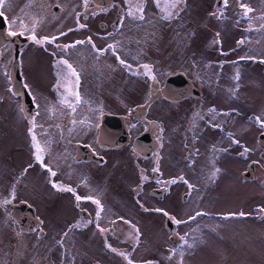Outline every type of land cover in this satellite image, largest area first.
Here are the masks:
<instances>
[{"label":"rangeland","instance_id":"rangeland-1","mask_svg":"<svg viewBox=\"0 0 264 264\" xmlns=\"http://www.w3.org/2000/svg\"><path fill=\"white\" fill-rule=\"evenodd\" d=\"M49 1L36 0L29 5L26 0H10L7 4L11 22L17 20L18 24V15L25 14L29 26H42L56 41L55 45L30 48L21 60L24 80L29 92L38 98L41 118L49 115L59 122L72 116L68 129L80 132L83 128L97 130L104 113L116 114L125 118L131 130L129 141L107 150L100 172L94 169L91 174L92 179L100 178L106 184L103 193L108 201L122 204L118 210L109 205L105 214V223L117 221L113 233L119 242L109 239L110 247L104 248L92 228L91 234L84 235L91 247L86 251L82 248L81 253L75 250L80 263L86 264L84 251L91 257L90 263L125 264L118 257L124 253L128 262L141 264H264V149L259 144L264 133V0H227V6L223 0H184L176 8H169L171 0H115L110 8L96 10L91 6V34L97 49L92 46L90 52L79 46L60 49L84 35V4L66 1L61 6L63 14L54 16L49 12ZM241 5L252 11L245 15ZM138 6L143 10V20L138 18ZM108 17L112 23L123 17V23L102 30L100 25L105 23L101 22ZM132 36L138 38V59L136 49L120 42ZM104 40L120 42L117 50L121 53L117 54L127 61L126 66L142 67L140 77H135V69L115 60V46L102 52L98 44ZM83 54L86 57L80 56ZM71 56L78 64L71 62ZM55 58L59 61L53 64ZM63 60L73 66L78 79L67 73L54 81L55 72L50 75L49 70L67 69ZM143 65H149L151 72ZM7 69L2 57L0 131H9L12 139L0 138L5 141L0 144V194L15 167L11 159L15 158L16 166H24L33 161L35 153L30 146L23 147L26 139L18 136L30 122L24 124L17 117L13 98L6 90ZM179 73L203 83V95H191L178 103L157 101L151 106L160 143L150 158L143 157L137 153L134 140L146 126L132 110L148 103L145 90L150 92L153 81L164 82ZM27 105L32 107L30 99ZM7 116L10 122L5 121ZM60 124L66 127V122ZM49 148L45 144L44 153L49 160L55 159L54 164L69 162L68 154L62 157L72 149L68 141ZM254 163V180H245L244 174ZM153 170L161 174L157 183L163 182L162 200L150 196L151 183L141 184L143 172L151 174ZM28 179L39 193H52L47 175L37 166ZM185 194L186 200L182 198ZM41 206L44 209V204ZM167 217L173 220L174 233L181 239L176 245L165 228Z\"/></svg>","mask_w":264,"mask_h":264},{"label":"flooded vegetation","instance_id":"flooded-vegetation-1","mask_svg":"<svg viewBox=\"0 0 264 264\" xmlns=\"http://www.w3.org/2000/svg\"><path fill=\"white\" fill-rule=\"evenodd\" d=\"M26 1L29 2V5L36 4V0ZM66 1L75 2L77 0H51L48 2L50 3L49 12L54 16L62 15L63 11L61 10V6H63ZM78 1L84 4L83 8L85 9L87 24L83 30L87 31H84V35L81 38H73L72 41L67 44L68 47H64L65 44H62L63 47L60 48L61 51L68 48H75L77 46L81 49L82 47L83 49L86 48L89 52L92 46L96 48V42H94L95 38H93L91 34V6L95 7L96 10H101L102 8H110L115 3V0H112L109 5L102 6L96 4L94 0H87V3H85V0ZM124 1L128 2V0ZM9 2L10 0H4V4L0 6V10L4 12V15H2L3 17H0V40L4 42L0 46V60L2 57H5L6 59V66H8L7 72L4 71L6 76L4 77L6 90L13 98L12 104L14 110L17 112V117L19 116L18 119L24 124L30 122V125L27 126V128L23 127V130L19 131L18 136L19 138L25 137L26 143L23 147L30 146L35 153L32 155L33 161H29L28 164L26 163L24 166H16L15 158L13 157L11 159V153L8 154L11 163H13L15 167L11 168L10 175L6 180V189L4 193L0 194V264H81L80 260L75 256V250L81 253L82 248L86 251L91 247L88 242L89 238L87 240L84 235L91 234L93 229H95L94 232L98 233L100 243L104 248L109 246V239H111L113 243L119 242L117 235L113 233L117 221L114 220L110 223H105V214L107 210H110L109 205H112V207L118 210L122 204L120 201H108L106 194L103 193L104 187V192H106V184L102 183L100 178L98 179L95 177V179H92L91 174L94 169H96L95 171L100 172L101 165L105 162L103 154L107 153V150H115L120 145H125L129 141L131 130L129 126L126 125L125 118L116 114L104 113L99 119L100 124L97 130L89 131L86 128H83V130H79L80 132L69 131L68 127H71L73 124L72 116H69L66 121H59L60 123L66 122V127L64 124L63 126H60L61 124L58 121L53 120V117L50 119L49 115L47 118H41L42 115L38 113V98L34 97L29 92V88L27 87V83L22 74L21 60L24 53L30 48H39L42 45L45 46V43L50 46L55 45L56 41L55 39H52L54 38L53 34L43 31L42 26H33L35 23L29 26L25 14L18 15V24L17 20L14 23L11 22L7 12V4ZM131 2H134V0H131ZM117 14L122 16L121 10H118ZM110 18L111 17L107 18L109 19L108 21L101 22L105 23L102 26L100 25L102 30H108L113 26L118 28V26L123 23V17L121 21L120 17H117L113 23ZM111 24H113L112 27ZM132 32H136L134 27H132ZM33 36L42 42L39 44L36 43L35 40L32 39ZM135 37H125L124 39H121L120 42L121 44L131 46L137 51L139 50L138 38ZM77 41H82L83 43H77ZM104 41V44H98L101 47L102 52L107 53L109 45L115 46V60L121 64L120 60H123V57L117 54L118 52L121 53L117 50V47L122 46L120 45V42L112 44L106 43V40ZM18 49L19 56L16 57ZM70 55L72 54H69V56ZM80 56L83 58L86 57L84 54ZM71 57L69 58L71 62L78 64L79 61L74 60V56ZM135 57L138 59V51L135 54ZM16 61L19 64L18 72L16 69L13 70ZM58 61L59 59L55 58L53 63H57ZM126 62L127 61H125V63ZM126 67L136 70H133V72H137L135 77H140L139 74L144 72L140 66ZM53 71L55 72L54 81H56L57 77L62 75L65 76V74L69 73L68 69H50V75L54 73ZM171 77H167L164 82L155 81L154 83L153 81L151 83L153 86H151L150 92L149 89L148 91L145 90L147 95H149L148 103L146 105L142 104L137 108L133 107L134 109L132 110L134 116H139L144 119L142 124H145L146 126V128L135 137L134 146L136 140L141 137H144L146 142H150L151 145H155V149L148 156L141 154L135 147L137 153L146 158H150L156 152L160 143L158 135L159 129L150 116L151 106L157 101L178 103L182 100L190 99L192 95L190 94L186 98L178 100L177 97L182 95V89L179 93L171 91L170 94H173L174 98H168L166 94V84ZM185 78L190 81L191 86L193 87V93H200L202 97L203 89L205 88L204 84L200 83V81H196L194 78H189L186 75ZM85 84L86 83H84V86ZM22 86L32 98V107L29 109H27L25 104L23 91L21 90ZM79 89L81 88L79 87ZM193 99L198 98L196 97ZM83 115L85 116V114ZM108 115L115 117L109 118L108 122L106 121L107 123H104V117ZM85 118L86 116L84 119ZM9 119L10 118L7 116L5 121L10 122ZM59 127H62L61 134H59ZM64 129L66 131H64ZM103 130L105 136L102 137L101 132ZM66 132H68L69 135H66ZM123 133L126 135L125 142L112 143L110 141L111 137V140L121 139L120 141H122L124 139ZM109 135H111L110 138ZM33 136H35V140H33ZM0 138L11 140L12 134L10 135L9 131L1 130ZM63 141H68L72 148L62 156L64 159L67 156L66 154H68L69 162H55L54 164L52 160L55 159L53 158L52 160H49V156L44 153V146L45 144L50 145L49 150L58 148ZM3 143H5V141L0 140V144ZM37 144L42 149L39 155L41 156L43 163L36 159L38 154L36 148ZM33 164L41 170V173L47 175L46 183L52 193H39L29 181L28 174L31 172V169H35L36 167ZM45 165H47V167H45ZM48 168H51L56 175L51 176ZM160 179L161 174L159 171L155 172L153 170L151 174H146L144 171L141 184L142 186H146L151 183L153 186L149 190L150 196L162 200L165 197V189L163 182L160 181L161 185L157 183ZM54 183L57 185L56 187H53ZM68 188L73 189V191H67L66 189ZM139 189H141V187ZM153 190H158L159 193L157 195L151 194ZM77 197H80V199L77 200ZM64 200H67L69 203L64 202ZM96 200L99 201V204L93 202ZM5 201H7V203H5ZM42 204H44V209L43 206H41ZM57 205L61 212L60 214L55 212V207ZM146 209V211L152 212L151 210H148V208ZM63 215H67V217ZM168 219L173 223V231L171 233L167 229ZM165 228L170 234V240L175 235L178 237L177 243L180 242V237L174 233L175 224L170 217L166 218ZM101 229H104V231H101ZM82 237H85L84 239L87 241L84 242ZM83 255L86 259V264H104L100 261L90 263L89 261L91 257H89L84 251ZM118 257L121 258L125 264H141L139 262L131 263L132 261L130 260L128 262L124 253ZM149 263L150 262L148 261V263L146 262L145 264Z\"/></svg>","mask_w":264,"mask_h":264},{"label":"water","instance_id":"water-1","mask_svg":"<svg viewBox=\"0 0 264 264\" xmlns=\"http://www.w3.org/2000/svg\"><path fill=\"white\" fill-rule=\"evenodd\" d=\"M111 1L112 0H104V1H102V0H94V2L96 3V4H98V5H102V6H106V5H109L110 3H111ZM1 18L3 17V16H0ZM4 42L3 41H1L0 40V46L3 44ZM19 56V49L17 50V54H16V57H18ZM19 64H18V62L16 61L15 62V64H14V66H13V70H17V72H18V69H19V66H18ZM192 86H191V83H190V81L189 80H187L186 78H185V76L183 75V74H178V75H174V76H172L171 78H169V80H168V82H167V84H166V94H167V97L168 98H174V95L173 94H170V92L171 91H174V92H176V93H179V91H182V89H183V91H182V95H180V97H177L178 98V100H181V99H184V98H186L187 96H189L190 94H192V95H194V96H199L200 95V93H193V91H192ZM22 91H23V97H24V100L26 99L28 102H29V99L32 101V98H31V96L29 95V93L27 92V90L22 86V89H21ZM112 117H115V116H105L104 117V123L106 122V121H108V119L109 118H112ZM124 127V126H123ZM102 133V137L103 136H105L104 135V130L101 132ZM105 138V137H104ZM146 139L144 138V137H141V138H139L138 140H136V143H135V147L138 149V148H140V147H138L137 145V143L139 142V141H142L143 143L141 144V146L144 144L145 145V143H146V141H145ZM126 141V139H123L120 143H122V142H125ZM148 143V147H146V149L148 150L147 151V153H148V155L155 149V145H151V143L150 142H147ZM259 144H260V148H262V149H264V133H262L261 135H260V137H259ZM150 152V153H149ZM261 158H262V160L264 161V153H262L261 154ZM255 169H256V164L254 163V164H252L251 166H250V169H249V171L247 172V173H245L244 174V179L245 180H254V173H255ZM152 194H154V195H157L159 192H158V190H153L152 192H151ZM161 196V195H160ZM187 196L188 195H184V197H183V199H185L186 200V198H187ZM167 229H168V231L171 233L172 231H173V223L171 222V220L170 219H168V221H167ZM177 240H178V237H172L171 238V241H172V243L173 244H176L177 243Z\"/></svg>","mask_w":264,"mask_h":264},{"label":"snow or ice","instance_id":"snow-or-ice-1","mask_svg":"<svg viewBox=\"0 0 264 264\" xmlns=\"http://www.w3.org/2000/svg\"><path fill=\"white\" fill-rule=\"evenodd\" d=\"M183 2H184V0H171V3L169 4V8H176V7H178ZM85 3H87V0H85ZM223 3H224L225 6H227V0H223ZM3 4H4V0H0V6H2ZM241 7L244 8L245 15H247L248 13H250L252 11V9L247 8L245 5H241ZM137 11L141 13V15L138 18L141 19V20H143L144 17H143V14H142V11H143L142 8L138 6L137 7ZM2 15H4V12L2 10H0V16H2ZM130 15H132V13H130ZM168 15H169V17H171L172 12H169ZM81 27H83V25H81ZM32 39H34L35 42L38 43V44L42 42L41 40L36 39L35 36H33ZM45 39H47V38H45ZM52 39L54 40L55 38H52ZM89 42H91V41H89ZM77 43H83V42L82 41H77ZM241 43H242V41H241ZM64 47H68V46H64ZM109 47L111 48L113 46L112 45H109ZM61 63L65 64L67 66V69H68L69 74L71 76H76L77 79H78V74H77L76 70L73 68V66L67 60H63V61H61ZM120 63L121 64H125V61L124 60H120ZM143 67L145 69H147L149 71V73L151 72V68H150L149 65H143ZM153 79H154V77H153ZM76 99L79 102L80 97H79L78 94H77ZM257 120L260 121V118L257 117ZM262 123H264V122H262ZM35 139H36L35 136H33V140H35ZM237 143H239V141H237ZM36 148H37V153H38L37 156H36V159L38 161H40L41 163H43L42 158L39 155V153L42 151V149L40 148V146L38 144L36 145ZM245 151H247V149H245ZM45 167H47V165H45ZM48 171H49V173H50L51 176H55L56 175V173L54 171H52L51 168H48ZM217 171H219V170L217 169ZM213 175H215V173H213ZM170 183H175V181H170ZM56 186L57 185L54 183L53 184V187H56ZM189 187H191V185H189ZM66 190L67 191H73V189H71V188H68ZM13 195H14V193H13ZM79 199H80V197H77V200H79ZM93 202L96 203V204H99V201L98 200L93 201ZM5 203H7V201H5ZM157 211H160V210H157ZM261 211H264V209H262ZM164 214L165 215H168L167 213H164ZM197 215H202V213H197ZM233 215H235V214H233ZM239 215L240 216H244L245 214L244 213H239ZM176 223L179 224V223H182V221H176ZM101 231H104V229H101ZM137 232H138V230H137ZM113 251H115V250L113 249Z\"/></svg>","mask_w":264,"mask_h":264},{"label":"bare ground","instance_id":"bare-ground-1","mask_svg":"<svg viewBox=\"0 0 264 264\" xmlns=\"http://www.w3.org/2000/svg\"><path fill=\"white\" fill-rule=\"evenodd\" d=\"M102 1H104V0H102ZM108 52V51H107ZM108 54H106V56H107ZM103 56V55H102ZM53 62V61H52ZM54 64V63H53ZM105 65V64H104ZM25 104H26V106H28L27 104H28V101L25 99ZM27 109H28V107H27ZM110 121V120H109ZM108 122V121H107ZM106 122V123H107ZM111 137V135H109V138ZM117 137H118V135H117ZM112 138V137H111ZM111 138H110V141L113 143V142H121L120 140L121 139H118V140H111ZM146 141V140H145ZM143 142L142 141H139L137 144V146L138 147H140V148H136L137 149V151H139L141 154H143V155H145V156H148V153H147V149H146V147H148V143L146 142L145 143V145L143 144L142 146H141V144H142Z\"/></svg>","mask_w":264,"mask_h":264}]
</instances>
